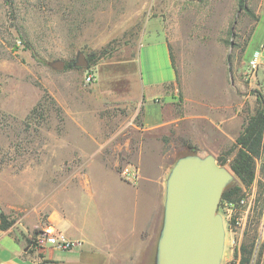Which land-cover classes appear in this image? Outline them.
Returning <instances> with one entry per match:
<instances>
[{"label": "rangeland", "instance_id": "374dc122", "mask_svg": "<svg viewBox=\"0 0 264 264\" xmlns=\"http://www.w3.org/2000/svg\"><path fill=\"white\" fill-rule=\"evenodd\" d=\"M242 1L244 7L240 0H14L10 7L0 0V208L11 228L30 229L54 201L78 218L83 189L57 192L92 166L105 168L92 173L101 209L113 212L112 194L132 208L134 194L119 187L112 169L125 181L128 165L139 170L133 155L147 136L140 85L147 77L171 79L166 41L177 69V86L168 88L178 89L181 115L205 116L203 142L190 140L197 154L218 159L232 148L248 120L264 110L262 68L249 70L254 53H264V0ZM80 53L87 67L76 66ZM58 61L64 70L51 66ZM150 97L144 94V103ZM186 97L204 105L183 107ZM183 139L176 131L160 137L166 179L179 158L191 155ZM237 151L224 166L230 168ZM142 165L150 171L147 159ZM232 183L242 187L245 203L219 205L226 230L221 264H240L245 242H254L251 264H264V139L252 186ZM137 201L143 208L150 196L142 192Z\"/></svg>", "mask_w": 264, "mask_h": 264}, {"label": "crops", "instance_id": "0c3cea01", "mask_svg": "<svg viewBox=\"0 0 264 264\" xmlns=\"http://www.w3.org/2000/svg\"><path fill=\"white\" fill-rule=\"evenodd\" d=\"M162 48L168 54L169 65L173 67L171 79L160 82L147 77V81H141L140 85L141 103L144 104L141 134L142 137L147 135L140 141L136 154L133 155L140 170V178L137 183H129L112 169L118 177L119 187L134 194L132 208L127 209L119 196L107 194L114 201L115 208L112 213L101 209L98 198H101L102 193L92 173L105 168L92 166L89 168V175L81 177L77 184L68 182L57 192L73 187L83 189L84 208L78 218V213L54 201L53 206L46 207L44 216L38 211L30 229H0V264H41L43 261L48 264L156 263L157 243L164 219L167 181L165 148L160 137L162 134L172 135V132L176 131L177 136L199 144L203 142L204 134L201 130L205 119V116L192 113L181 115L178 89L174 92L168 88L177 86V69L171 59L169 42L166 41ZM158 88L159 93L156 92ZM148 92L150 101L160 102V96L167 98V101L160 102L158 106H148L150 101L144 103L143 99L144 94ZM191 103L204 105L203 101L196 102L186 97L183 107H188ZM146 159L150 170L147 172L142 168ZM142 192L150 196L149 203L143 208L137 201ZM47 226L53 227L58 234L75 242L76 247L71 251H58L51 247L43 251L34 250L29 239L37 229ZM32 229H35L33 233Z\"/></svg>", "mask_w": 264, "mask_h": 264}, {"label": "water", "instance_id": "95a60500", "mask_svg": "<svg viewBox=\"0 0 264 264\" xmlns=\"http://www.w3.org/2000/svg\"><path fill=\"white\" fill-rule=\"evenodd\" d=\"M87 65L85 55L80 53L76 66ZM51 66L62 71L65 62ZM236 179L231 168L221 165L213 154H191L178 159L166 181L155 264L222 263L226 230L219 205L225 189Z\"/></svg>", "mask_w": 264, "mask_h": 264}, {"label": "trees", "instance_id": "16d2710c", "mask_svg": "<svg viewBox=\"0 0 264 264\" xmlns=\"http://www.w3.org/2000/svg\"><path fill=\"white\" fill-rule=\"evenodd\" d=\"M14 0H5L7 6L13 7ZM240 6L244 7V2L240 0ZM103 53V52H101ZM97 54H93L90 57L91 62H94ZM102 56V55H100ZM99 56V58H100ZM171 59L174 64V56L171 51ZM232 57H228V62L230 63ZM72 68L71 64L66 65V69ZM264 139V110H258L254 116H252L243 132L237 138L235 144L229 150L222 153V155L217 159L221 165H225L232 154L238 149L236 155L231 161L230 168L236 175L238 181L244 187H250L256 178V159L260 156ZM183 144L187 146L190 154H197L198 149L192 144L188 139H183ZM243 189L240 185L231 183L225 189L220 207L222 208L225 204L239 203L243 197ZM258 208H261L258 202L255 204L254 211L256 217L261 215L262 208L258 214L256 212ZM13 226V221L10 220L4 213L0 214V229L2 231H7ZM38 231H35L36 234ZM254 249V242H245L240 248V264H251L252 255ZM41 264H48V262L43 261Z\"/></svg>", "mask_w": 264, "mask_h": 264}, {"label": "built area", "instance_id": "2783aa9c", "mask_svg": "<svg viewBox=\"0 0 264 264\" xmlns=\"http://www.w3.org/2000/svg\"><path fill=\"white\" fill-rule=\"evenodd\" d=\"M262 68V77L264 78V53L263 48L261 51H256L249 63V70L251 73L256 74ZM93 79L92 76L87 78V82H91ZM122 176L130 183H137L140 178V171L132 166L128 165L123 171ZM245 201H241V204H244ZM234 207V204H231V208ZM31 246L34 250L43 251L48 247L54 248L58 251H71L76 247L75 242L65 238L64 236L57 233V231L51 227H44L36 234H33L31 237Z\"/></svg>", "mask_w": 264, "mask_h": 264}]
</instances>
